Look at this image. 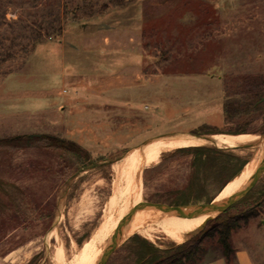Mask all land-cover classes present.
I'll return each instance as SVG.
<instances>
[{
	"label": "rangeland",
	"instance_id": "rangeland-1",
	"mask_svg": "<svg viewBox=\"0 0 264 264\" xmlns=\"http://www.w3.org/2000/svg\"><path fill=\"white\" fill-rule=\"evenodd\" d=\"M118 27L138 40L114 45ZM263 99L264 0H0V140L50 135L78 148L0 149V263L16 253V264H62V253L71 264L134 204L137 194L122 196V165L143 148L164 151L135 170L142 204L212 202L260 148H218L194 136L264 139ZM201 146L222 153L197 161L177 153ZM263 191L264 173L228 216L249 211ZM203 215L165 217L192 232ZM124 230L107 264H135L132 238L145 237ZM112 236L97 249L104 253ZM147 241L159 249L185 242ZM231 241L264 264V208ZM205 249L204 262L222 257L217 240Z\"/></svg>",
	"mask_w": 264,
	"mask_h": 264
},
{
	"label": "bare ground",
	"instance_id": "bare-ground-1",
	"mask_svg": "<svg viewBox=\"0 0 264 264\" xmlns=\"http://www.w3.org/2000/svg\"><path fill=\"white\" fill-rule=\"evenodd\" d=\"M194 138H197V137L194 136ZM199 139H202L199 142L203 145H207V146L214 145L218 148L231 149V148H236L238 146H241L244 144H250V143L256 144V146L253 148H258V147L260 148L259 154L253 160V162L248 164L245 167V169H243L242 173L238 177L234 178L222 189V191L215 198L216 203L225 201L229 199V197L231 198L234 192H236V190L241 185H244L250 178H252L250 176L254 172L257 171L258 166L260 165V163L263 161V158H264V153H263L264 139L257 141L256 139H250L248 137H239V136H234V135H228V136L227 135H213L212 137H200ZM186 144L188 143L182 142L180 143L179 146L183 147V146H186ZM201 147H204V146H201ZM176 149L178 148L176 146H173L171 147L170 150L175 151ZM163 151H164V148H160V147L143 148L139 152H135V153L133 152L130 156H128L127 158L123 160L121 175L124 179H126L127 186L123 190L122 196L123 197L130 196L134 192L135 194H137V199L135 200L133 205L127 204L123 208V210L120 212L119 216L116 219H114L113 217H110L104 224L103 229L99 230L96 237L92 240L91 244L89 246H86L85 248L82 247L83 249L80 250V253L75 257V259L73 260L71 264H98L100 262L103 256V251L97 249L96 241L99 238H101L102 240L103 239L106 240L110 238L115 233L120 223L129 214V212L142 205L141 194L139 190L135 187V182H134L135 170L139 166L148 167V166H151L152 164L158 163L161 156L163 155ZM244 188H242L239 192H241ZM115 200L116 198L112 200L113 204L116 202ZM170 214L171 213H166L162 210L154 209V208L140 209L136 211L134 215L132 216V218L130 219L127 227L124 230L125 232L124 234H127V229H128L130 233L136 232L140 234V236L144 235L145 239L149 241H153L155 237H157L158 235L160 236L162 235L174 243L176 242L182 243V241L187 242L186 239L188 238V236L200 230L204 226L206 220H208L211 217L216 216V214H213V215L204 214L201 221L199 222V224L197 225L194 231L192 232L181 231L180 232V230L174 225V223L165 217L166 215H170ZM58 260H61L62 264H64L63 263L64 255L62 253H60ZM18 261L19 259L16 253H12L8 257H6L0 264H16Z\"/></svg>",
	"mask_w": 264,
	"mask_h": 264
},
{
	"label": "trees",
	"instance_id": "trees-1",
	"mask_svg": "<svg viewBox=\"0 0 264 264\" xmlns=\"http://www.w3.org/2000/svg\"><path fill=\"white\" fill-rule=\"evenodd\" d=\"M256 96H259V99L254 102L253 106L259 108L262 100L260 95L257 94ZM239 134L241 133H236L235 135ZM36 148H55L67 151L72 149L74 152L78 151V148L74 144L50 135H26L0 140V149L22 150ZM177 153L191 155L197 161V159L206 157L210 153L222 152L207 147H192L179 149ZM196 180V177H192V181L186 188V192H189L193 188ZM2 185L3 183L0 181V189ZM256 205H258L257 208H255ZM260 208H264V191L249 211L236 217H229V211H227L209 221L199 233L187 240V242L177 246L173 245L166 249L156 248L147 240L136 235L132 238V241L139 249L136 254L135 264H202L204 263L205 255H207L205 242L210 240H217L222 249V256L225 258L227 264H232L236 254L231 241L232 233L240 227L241 223L247 224L255 216L257 209Z\"/></svg>",
	"mask_w": 264,
	"mask_h": 264
},
{
	"label": "water",
	"instance_id": "water-1",
	"mask_svg": "<svg viewBox=\"0 0 264 264\" xmlns=\"http://www.w3.org/2000/svg\"><path fill=\"white\" fill-rule=\"evenodd\" d=\"M36 136H40V135H36ZM195 137L200 138L201 136L195 135ZM255 146L256 144L250 143V144H244V145L238 146L236 148H231L230 150L249 149ZM263 173H264V158L260 166L258 167L257 171L255 172L253 178L249 182V184L241 192H239L235 196L225 201H222V202L216 203L214 199L212 202L208 204H200V205L192 206L188 209H182V208L172 207V206H167V205H162V204H147V203L142 204L138 208H135L134 210H132L128 214V216L120 223L117 230L112 236L109 247L103 253V256L98 264H107L110 257L116 252L118 245H119L120 237L124 230V227L130 221V219L132 218V216L134 215L136 211L146 208V207H150V208L162 210L166 213L174 214L176 216L190 217V216L200 215V214H208V215L216 214L217 215L216 217H218L226 213L227 211H229L234 205L244 200L254 190L257 183L261 179ZM216 217H211L208 220H206L202 228H204L209 221L215 219Z\"/></svg>",
	"mask_w": 264,
	"mask_h": 264
},
{
	"label": "crops",
	"instance_id": "crops-1",
	"mask_svg": "<svg viewBox=\"0 0 264 264\" xmlns=\"http://www.w3.org/2000/svg\"><path fill=\"white\" fill-rule=\"evenodd\" d=\"M112 30L115 33H118L117 37L119 39V40H117L116 39L117 37L114 38V41H113V42H115L114 45L125 46L124 45L125 43H127V45H129L130 43L135 42V40L136 41L138 40V35H137L136 30L121 29L120 27L113 28ZM115 35H117V34H115ZM120 38H122V39H120ZM235 250H236L235 259H234L232 264H255L253 259H252L251 253L247 249L235 248ZM202 264H227V262H226L225 258L222 256V257H219L215 260H210V261L204 262Z\"/></svg>",
	"mask_w": 264,
	"mask_h": 264
}]
</instances>
